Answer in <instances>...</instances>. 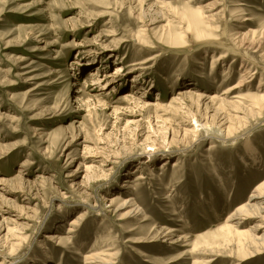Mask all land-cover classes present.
I'll list each match as a JSON object with an SVG mask.
<instances>
[{
	"label": "rangeland",
	"instance_id": "1",
	"mask_svg": "<svg viewBox=\"0 0 264 264\" xmlns=\"http://www.w3.org/2000/svg\"><path fill=\"white\" fill-rule=\"evenodd\" d=\"M142 1L0 0L8 264H84L108 248L115 264H264V242L240 233L258 218L225 228L264 181V109L249 115L248 106L264 92V0ZM196 8L212 29L202 36L187 28ZM244 66L255 71L238 91L249 96L247 119H232L225 134L210 96ZM92 70L99 83L88 87ZM115 194L129 206L114 211L105 198ZM54 227L73 228L69 243L45 238ZM163 228L187 240L169 246Z\"/></svg>",
	"mask_w": 264,
	"mask_h": 264
},
{
	"label": "bare ground",
	"instance_id": "2",
	"mask_svg": "<svg viewBox=\"0 0 264 264\" xmlns=\"http://www.w3.org/2000/svg\"><path fill=\"white\" fill-rule=\"evenodd\" d=\"M140 1H141V3H143L142 0H140ZM155 2L158 3V2H160V0H155ZM161 4H163V3H161ZM207 7H209V6H207ZM201 13H202V9L201 8L188 9L187 10V15H188V25H187V28H191V29H194V30H199L200 28H202L198 32V34L200 36H202L203 34H205V30L204 29H209V30L212 31V29H210V27H208L205 24V22H206L205 19L207 17L204 19L205 16H203ZM211 18L212 17H210V19L208 18V20L211 21ZM243 20H245V19H243ZM139 34H141V33H139ZM245 35H247V34H245ZM160 36H161V34H160ZM208 36L210 37L209 33H208ZM180 38H182V36H180ZM165 39H168V36ZM252 45H253V43H252ZM225 57H227V53L226 52L220 53L217 56V58H214V56H213L212 57L213 59H212L211 67L212 68L214 67L213 63H216L217 61H220L221 62L222 59L225 58ZM145 61H148V60H145ZM240 67H242V66H240ZM228 68L230 69V67H228ZM130 71H132V70H130ZM254 74H255V71L250 70V69H247L244 66V69L240 73V75H239L238 80L236 81V83H234L231 86L225 87V89L222 91L221 95L213 94L212 96H210V103L215 106V112H214L215 115L214 116L218 118L220 115H223L222 117L220 116L221 117V120H219L217 122H220L221 121L219 123V124H221L220 126L222 127V130L221 131H224L225 134L226 133L227 134L230 133L231 129L234 128V127L230 128L233 125L232 122H231L232 119H240L238 121H241V119H247V114H244L243 116L241 115V113L243 114V112H244V111L243 112L241 111L242 110L241 109V106L243 107V104H244L243 102L247 101L246 98L249 97V96H247L246 94H241L238 91H240L241 88L244 87L247 84V82L250 81V79L252 78V76ZM96 76H98V73L96 72V70H92L91 71V74H90L91 79L89 80L90 83L88 84V87H93V86H95V85H97L99 83V78L96 77ZM131 76H132V79L130 80V82L136 81L138 79L137 78L138 77V74H132ZM227 78L228 77L225 76L224 81L227 80ZM104 81L106 83L108 82V80H106V79H104ZM109 82H111V81H109ZM262 82L263 81H260V84H263ZM178 94H181V97H182V95H184L183 93H178ZM200 96L203 97L202 95H200ZM254 97L255 96H253L252 99ZM227 98H230L231 101H227ZM255 99L258 100V101L254 102V101L251 100V103L249 102V104H248V106H250V108L249 107L248 108L252 112V114H249V115H253L254 114V111H253L254 109L262 110V111L264 109V92L261 93V94H259V95H256ZM244 105H246V104H244ZM222 106L226 107L228 110H230V111H232L234 113L230 114L228 112V113H226L227 115L224 114V109L225 108H223ZM207 108H210V107L207 106ZM249 109H248V112H250ZM191 117H192L193 120L196 119V117H194V114ZM217 118H216V120H217ZM229 119H230V121H229ZM189 123H190V127H193L192 126V123L191 122H189ZM195 123H197L198 125H200L201 124V120L200 119H197ZM230 123L232 125H230ZM195 127H196V125H195ZM38 130H40V129H38ZM232 130H235V129H232ZM190 132H193V128H189V129L184 128L183 135L185 136V135L189 134ZM7 200H10V198L7 199ZM105 200L109 201L110 202V205L109 206H112L114 208V211H117V212H119L125 206H129V203H131L130 202L131 199H125V200H123L120 197V195H118V194L112 195L109 198H105ZM80 216H81V214L77 215L76 218H79ZM15 217L18 218V217H20V215L16 214ZM250 217L258 218V224L255 225V227L253 228V230L250 229V230H252V232L248 233L249 231L243 230V231H240V233L241 234H244V235H247V236L249 235L256 242L257 241L264 242V181H262L258 186L255 187L253 193L248 197V199H247V201L245 203H243L240 206L236 207V209L233 211V213L228 216V218L226 219V225L224 224L225 225V228L229 227V229H231V227L232 226H235V224L238 225L240 223V220L241 219L244 220V219L250 218ZM76 218H74L69 223V226L70 225H74L77 222V219ZM236 219H239V221L238 222L235 221ZM232 223H235V224H232ZM50 230H54V231L47 232L45 234V238L49 242H52L54 245H58V246H64L63 244L69 243V239H70V236L69 235H70V232H73L74 231L73 228H71V227H67V229H65L64 231H57L56 227H54L53 229H50ZM256 230L262 231L261 234L258 235V233L255 232ZM158 231L160 232V234H162L163 242L167 243L169 246L170 245L177 244V242H180L181 243V242H185V240H187V238H186L185 235L184 236H182V235L180 236V235H177L175 233V232H178V229H176V228H171V229H164L163 228V229L158 230ZM248 240H249V238H248ZM209 242L211 243V241H209ZM250 242H251V240H250ZM243 244H244V241H243ZM6 245H7V243H6ZM8 246L9 245H7V247ZM260 246H261V243H260V245H259L258 248H260ZM242 252H243V250H242ZM136 254H140L141 256H146L144 253H142L139 250L136 251ZM115 255H116V252L111 251V248H108V249H99V250H92V251L88 252L87 254L83 255V260H84V264H115V260H114V256ZM0 256L2 257L0 259V264H8L9 262H12L13 261V259H11V256L10 255H4L3 256L2 254H0Z\"/></svg>",
	"mask_w": 264,
	"mask_h": 264
}]
</instances>
